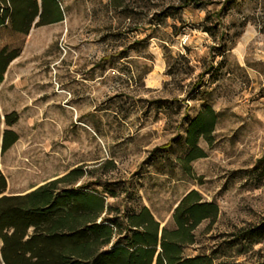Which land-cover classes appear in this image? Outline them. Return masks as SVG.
<instances>
[{
  "label": "rangeland",
  "instance_id": "rangeland-1",
  "mask_svg": "<svg viewBox=\"0 0 264 264\" xmlns=\"http://www.w3.org/2000/svg\"><path fill=\"white\" fill-rule=\"evenodd\" d=\"M60 4L62 21L31 27L0 83V130L15 113L18 137L0 155L4 194L80 169L58 187L103 197L97 223L145 207L171 228L193 190L217 216L184 255L264 264V0ZM206 108L215 123L189 173L184 138Z\"/></svg>",
  "mask_w": 264,
  "mask_h": 264
},
{
  "label": "trees",
  "instance_id": "trees-1",
  "mask_svg": "<svg viewBox=\"0 0 264 264\" xmlns=\"http://www.w3.org/2000/svg\"><path fill=\"white\" fill-rule=\"evenodd\" d=\"M60 0H0V41L17 44L0 47V83L8 64L18 57L31 27L62 21ZM210 71H206L209 73ZM17 115L4 116L0 130V155L18 139L10 129ZM215 115L206 108L196 115L184 138L183 166L203 157L197 146L207 138ZM1 124V119H0ZM72 169L23 195H5L6 179L0 172V257L3 264H213L206 255L185 256L195 243L194 231L206 220L214 221L217 207L189 191L171 215L172 227L160 228L147 208L116 217L97 219L104 213V198L71 184L81 177ZM112 239H115L111 243Z\"/></svg>",
  "mask_w": 264,
  "mask_h": 264
},
{
  "label": "crops",
  "instance_id": "crops-1",
  "mask_svg": "<svg viewBox=\"0 0 264 264\" xmlns=\"http://www.w3.org/2000/svg\"><path fill=\"white\" fill-rule=\"evenodd\" d=\"M33 27H34V26H33ZM160 228H162V227H160ZM113 240H114V239H112L111 243L113 242Z\"/></svg>",
  "mask_w": 264,
  "mask_h": 264
},
{
  "label": "water",
  "instance_id": "water-1",
  "mask_svg": "<svg viewBox=\"0 0 264 264\" xmlns=\"http://www.w3.org/2000/svg\"><path fill=\"white\" fill-rule=\"evenodd\" d=\"M160 227H162V226H160Z\"/></svg>",
  "mask_w": 264,
  "mask_h": 264
}]
</instances>
